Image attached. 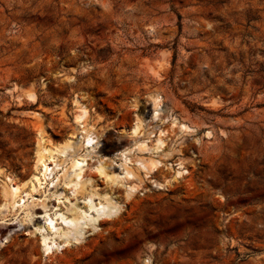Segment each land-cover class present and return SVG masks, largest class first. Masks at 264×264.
Wrapping results in <instances>:
<instances>
[{
    "label": "rangeland",
    "instance_id": "obj_1",
    "mask_svg": "<svg viewBox=\"0 0 264 264\" xmlns=\"http://www.w3.org/2000/svg\"><path fill=\"white\" fill-rule=\"evenodd\" d=\"M80 103L112 167L134 125L152 143L174 130L162 138L179 151L153 177L163 188L144 180L127 199L116 187L115 219L45 254L40 200L52 217L86 209L60 174L0 212V264H264V0H0V203L4 175L30 189L40 135L51 148L75 131L79 145Z\"/></svg>",
    "mask_w": 264,
    "mask_h": 264
},
{
    "label": "bare ground",
    "instance_id": "obj_2",
    "mask_svg": "<svg viewBox=\"0 0 264 264\" xmlns=\"http://www.w3.org/2000/svg\"><path fill=\"white\" fill-rule=\"evenodd\" d=\"M157 97L158 94H155L153 98L154 113L150 120L151 128L160 126L157 122L160 112L156 109L161 110V108L159 106V101H157ZM76 102H79L78 99ZM82 104L83 103H80L79 112L74 115V122L81 127L79 131V134L81 133L80 140L77 139L79 145H76L77 143L74 140L76 137L74 136L75 131L70 133L61 145H56L51 148L45 145V139L40 135L36 141L37 158L34 166L35 173L30 175L27 179L31 184L28 191L23 192L20 183L4 175L7 182L3 187V201L0 203V212L7 206L16 209H23L28 206L29 202L25 203L27 197H32L40 188L48 185L49 188H52V186L56 184L58 175L60 174H64V185L69 188L71 193H75L77 188L80 189L82 201L84 200L86 209H80L71 204V206L66 209L68 212L70 211L69 216L58 211L54 213L55 217H52V215H49L48 210L50 208L58 210L59 207L57 205L45 204L44 199H41L40 203H38L43 212L42 217L44 218V222L42 226H37V231H39L42 249L45 254H52L72 243L78 242V239L83 237L84 233L87 231L86 228L91 227V229H98L97 226L101 224L104 218H109L110 221L115 219L121 207L116 196L113 195V191H115L116 187L123 188L124 196L127 199L132 198L131 196L140 188L144 180H149L157 188H163L164 184L155 181L153 178L154 173L164 164V159L171 157L174 151H179L178 148L175 150V148L169 147L162 138V136H165V132L167 135L173 132L174 130L172 128L170 130H164L166 127L160 129L159 135L152 143L148 139V135L153 132V129L147 133L139 134L140 125L137 124L132 127V136L125 140L123 148L117 153H114V156L117 157L120 162L112 167V159L94 153L96 151L98 133L91 130V128L84 127L85 125L83 122L87 116V110ZM171 122L172 126H177L179 129H191L183 120L179 121L175 117ZM105 139H107V136H105ZM80 146H83L85 151L81 154H77L78 147ZM135 151L142 154L136 155L134 154ZM143 153H149V155L145 156ZM93 154L97 156L96 162L94 160L96 164L93 166L90 165V168L88 160L91 159V155ZM55 155L64 156V159L58 162V157ZM160 156L163 160H160ZM65 159H68L70 163L68 169L63 166ZM177 160L176 164L178 165V169L176 170L174 178H180L183 174L188 173L182 165L181 160ZM105 161H108V163L104 165ZM58 169H62V172L56 174ZM90 169L93 170L92 172L95 171L104 181L106 189L102 193H99L100 191H98L97 186L93 183L92 177H90L92 174V172H89ZM140 173H143V175ZM169 182H171V179ZM165 185H167V183ZM58 195L60 194L58 193ZM97 198L98 201H95L94 199ZM100 198H103L104 202L100 201ZM30 202H32V199ZM92 212H94L95 215ZM56 219L57 221L59 220L61 225L58 226L56 224ZM48 233L52 234V236L47 235Z\"/></svg>",
    "mask_w": 264,
    "mask_h": 264
}]
</instances>
